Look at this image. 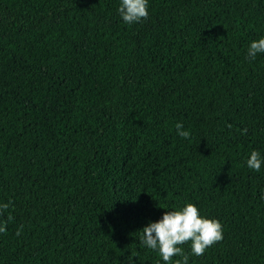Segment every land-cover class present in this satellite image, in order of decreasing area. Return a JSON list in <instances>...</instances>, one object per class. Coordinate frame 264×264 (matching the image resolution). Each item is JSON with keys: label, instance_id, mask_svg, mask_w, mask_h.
I'll return each instance as SVG.
<instances>
[{"label": "trees", "instance_id": "16d2710c", "mask_svg": "<svg viewBox=\"0 0 264 264\" xmlns=\"http://www.w3.org/2000/svg\"><path fill=\"white\" fill-rule=\"evenodd\" d=\"M120 2L0 0V264H164L185 202L223 227L188 264H264V0Z\"/></svg>", "mask_w": 264, "mask_h": 264}, {"label": "clouds", "instance_id": "9594fccd", "mask_svg": "<svg viewBox=\"0 0 264 264\" xmlns=\"http://www.w3.org/2000/svg\"><path fill=\"white\" fill-rule=\"evenodd\" d=\"M117 11L125 24H135L142 19H147L148 0H121ZM247 52L250 59H255L257 54L264 53V36L251 41ZM228 127L231 128V125ZM175 128L178 136L190 137V132L184 130L182 123L177 122ZM242 132L246 133L247 129H243ZM246 164L248 168L259 172L264 165V159L259 151L252 150ZM11 203V201L0 203V215L8 210ZM12 219L9 213L7 221ZM7 221L0 222V233H6ZM21 230L22 226L17 229L16 234L20 235ZM141 231V243L148 249L157 251L164 264H188L189 256L181 247L185 243H190L192 254L202 256L208 248L223 239L221 222L202 216L199 208L192 202H185L181 206L165 211L160 219L154 222L149 221ZM174 257H180V259L173 261ZM128 262L134 264L133 257H130Z\"/></svg>", "mask_w": 264, "mask_h": 264}]
</instances>
